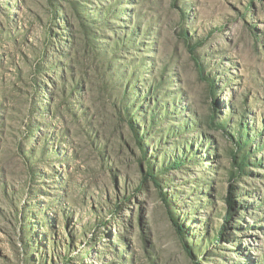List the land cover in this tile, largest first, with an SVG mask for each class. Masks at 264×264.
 <instances>
[{"label":"rangeland","instance_id":"rangeland-1","mask_svg":"<svg viewBox=\"0 0 264 264\" xmlns=\"http://www.w3.org/2000/svg\"><path fill=\"white\" fill-rule=\"evenodd\" d=\"M0 264H264V0H0Z\"/></svg>","mask_w":264,"mask_h":264}]
</instances>
